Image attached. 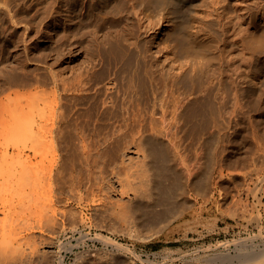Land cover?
Returning a JSON list of instances; mask_svg holds the SVG:
<instances>
[{"label":"rangeland","instance_id":"1","mask_svg":"<svg viewBox=\"0 0 264 264\" xmlns=\"http://www.w3.org/2000/svg\"><path fill=\"white\" fill-rule=\"evenodd\" d=\"M140 3L143 2L140 0ZM66 8V2L60 8L57 0H0V161L5 164L4 166L1 162V167L4 169L2 171V168H0V172L5 173V175L2 174L4 178L0 175V193L3 194H0V197L5 196V199L14 190L16 193H21L24 188L26 192L28 186L32 185L34 187V185H37L34 187L37 188L42 183V179H37L35 172L42 167L40 163L38 164V162H41L40 158H42L39 153L42 152L44 154L43 150L46 149L42 147L41 151L39 147L41 152L39 150V153L36 152L35 146H37V143L35 140H28V143L26 141L28 138L25 136L27 131L25 130L27 129L25 125H29L31 122L28 121L29 123H26L27 118L28 120L34 119L33 117H30L31 119L27 117L28 113L30 115L29 110L34 108L31 109L32 111L34 110L33 113L38 111V102L35 110V107H32L35 104L33 103L34 105L32 104L30 107L28 103L31 104V101L26 103V100L32 93L36 92L37 94L38 91L36 90H39L38 80H43V75L46 74L45 78H47L52 87L53 82L48 77H51V72L57 73L59 71L60 76L66 75L67 77L63 76L71 81L70 83H73L74 79H76V82L73 83L74 85L76 83V86H78L80 79H83L84 82L86 81V84L87 80H89L86 86L87 88L90 87V89L98 84V87L102 86V90L106 91L109 86L111 72H100L103 69H101L99 49L96 51L97 45L94 44V41H91L90 32L95 30L96 26L93 19L87 17L89 7L84 11L85 16L81 15L80 6L75 8L73 22L67 16ZM184 9L183 23L179 28H174L172 21L168 19L161 20L162 11L160 9L153 8L152 30L141 39V45L143 48L142 54L152 60L154 68L165 72V77L169 83H173L175 78L176 88L179 92L193 93L192 97H198L196 102H194V104L197 103L196 106L198 105L196 118H194V113V115L191 114L192 118L189 117V112L183 115L179 123L178 134L173 136L175 140H173L172 135H170L171 139H168L170 138L169 136H166V138L165 136H153L154 138L152 139V142L154 141L158 144L156 148L159 152L161 150H163L161 152L165 151L168 154L170 152L171 155H169L174 159L175 166L181 168L180 161H178L181 156L186 161L187 166L189 165L191 169L194 168L193 172L195 174H187L185 179L177 172L170 175L172 180L171 187H173L171 195H174L166 200L169 201V204L165 200H163L165 204L162 201H156L152 195L137 200L132 194H122L120 192L122 183L120 184L119 181L121 178L122 181L124 178L126 179V174L130 171L136 175L133 171L136 172L140 169L139 166L142 164L144 153L146 155L149 152L146 144L145 148L142 145L144 149L140 150L141 153L143 152L141 154L136 149L138 144L133 146L134 141H132V144L129 142L130 140L128 141L130 136L122 138L121 134L116 132V129L118 131V128H116L118 127L116 125L117 122L114 119L113 121L112 119L110 120L113 124L116 122L114 127L112 123L110 124L109 119H107L109 117H106V115V120L102 121L104 122L103 125L99 124L101 127L96 126L98 121L95 118H98L97 115L100 116L102 114L103 109H100V107L99 110L101 112H99L98 103L93 104V100L89 96L86 99L85 95L81 97V95L76 96L74 94V97L71 98L73 92H68L69 95L66 97L71 98L69 101L74 105L68 102V98L66 100L69 103V107L72 106L70 109L73 108L75 110L72 112L74 116H77L76 112H78L77 119L80 122H96L91 124L92 127L86 123V129L91 127L90 131L89 129L88 131L86 130V137L89 135L88 140H97L96 142L90 141L93 143L92 147L95 144V148H92L95 150L92 153L94 154L97 151L95 153L97 156L100 153L98 157L94 154V160L99 159L98 162L100 161L101 164L99 165L96 161L97 166L96 164L95 166L97 169L95 168V172H93L94 166L89 171L90 173L93 172V177H91L92 174H89L91 181H87L89 178L87 179L86 176L88 177L89 172L83 166L79 167L81 163L78 162L80 160L79 157L77 158L81 150L79 146L80 138L78 133H75L77 130L74 127H70L72 131L74 130L72 135H76L75 138L70 135V138L72 137L71 141L68 138L70 144L67 143L70 146L72 144V147L65 143L66 147H62V150L59 147L58 154L61 155V160L64 158V161L65 159L67 161L72 156V159L70 158L71 161L68 160L67 162L72 164L77 159L76 162L80 165L78 164L77 167L71 169L70 167L73 164L66 163L69 166L67 170H70L65 172L68 177L67 181H69V183L67 182L68 185H65L67 186V191H70L67 193L65 190L64 194L67 195L62 194V199L56 206L68 209L71 206L75 217L77 214L79 215L77 216L78 222L80 221V215L82 216V218L80 217L81 220L84 219V222L76 223L80 228V232L77 233L69 228L67 224L69 220L67 218H62V221L61 219L59 220L61 225L57 228V232L56 229L52 231L55 234L48 229L38 231L36 232L37 234L34 233L36 237L33 235L34 238L30 237L32 240L23 241L20 245L21 248H19V245L16 246L20 251L23 248V251L31 249V252L29 250V252L24 251L21 254L22 251L20 253L17 251V254L15 249L13 252L15 253L14 257L12 254L8 259L12 260L11 257H13V261L7 264H22L18 262L21 259L23 261L25 259L24 256L28 257L23 261V264L26 262V264H42L43 261H45L44 264H49V259L53 260L52 264H60L61 260L65 264H198V262L199 264H230L223 263L216 257L215 260H206L208 256H217L222 252L235 254L238 247H240L236 245L237 241L242 238H246L249 240L247 244H251L248 248H243L246 253L253 247L256 250L264 248V237H257L260 234L264 235V46L260 48L252 46L250 34L254 28L253 21H259L264 16V0H194L193 3L187 5ZM68 18L69 20H67ZM106 24L105 31L109 29L117 31L124 27L123 23H119L116 20L107 21ZM130 28L132 30L128 38L130 41H135L143 33L139 20H135V24ZM176 30L177 32H175ZM185 31H192L191 33L199 32L210 44L211 48L204 53L195 55L190 51L181 50V41H189ZM99 34L102 36L103 32ZM88 42L91 43L88 44ZM93 49H95V52ZM89 66H95L94 69L97 71L99 69L100 74L97 72L99 75L96 76L98 79L96 77L93 79L88 74L82 75L88 71L84 67L93 70ZM14 67H17V69ZM39 75L40 77H38ZM75 75L77 77L81 76L77 79ZM70 76L72 77L70 78ZM105 85L108 86L105 87ZM159 92L160 90H158ZM32 95L33 98H36L34 94ZM237 95L242 100L241 105L235 103V96ZM29 97L32 98V96ZM88 97L91 104L87 101ZM83 98L84 101L82 100ZM72 100H77V102ZM82 101L86 105H82ZM25 103L30 108L29 110L26 108ZM77 104L80 108L83 107L80 109ZM95 105L97 106L96 108ZM90 107H94L93 109H97L98 112H95V110L92 112L91 110L93 109ZM80 111L82 113L85 112V115ZM90 112L97 115L93 117L94 115L90 114ZM79 113L82 114H80V117L84 116L83 119L86 121L79 117ZM86 113L88 114L86 115ZM89 114L90 117L88 116ZM85 116L89 117V119L91 118V120ZM34 117L38 120V115ZM106 122H109L110 125H107ZM201 122H204V124ZM205 124L206 126L204 127ZM108 126H111L109 130L110 128L116 129L110 130L112 132L109 133L110 131L107 132L108 129L106 130ZM198 126L200 128H198L197 132L195 127L197 128ZM96 127L101 130L100 132L98 129L100 135L102 133L104 136L106 133L107 135L105 137L102 135L103 138H99V134L95 132L97 131ZM91 129H93V133ZM218 131L222 133V138L219 139V142L217 140ZM95 133L98 139L94 138ZM118 137L120 139L117 140ZM105 138L109 140L106 141L110 144L105 142ZM76 139H78L77 142ZM130 139L132 140V137ZM172 140L175 143L172 142L175 145L174 147H177L176 149L173 146H169L173 149L167 148L168 143L172 144L170 142ZM114 141L118 143H114ZM31 142L34 148L32 145L30 146ZM73 142L79 144L77 146L74 143L77 148L79 147V152ZM91 142L90 145H92ZM97 142L99 144H96ZM160 143L162 144L160 145ZM101 144L104 146L106 144L105 147L103 146L105 149ZM40 145L42 146L41 143ZM67 146L72 151L76 150V153L75 151L73 154L70 153L72 151L69 150L70 148L67 149ZM175 150H179L178 153ZM63 151L68 154V159L63 157L64 155L67 156ZM35 153L38 154L36 155L37 157ZM29 157H32L31 160ZM148 160L151 159L148 157ZM31 162L33 164L35 162V166ZM6 164L10 167L7 169L8 171L5 169L7 167ZM27 165L30 166L27 167ZM31 165L34 170H29L32 167ZM81 171H84V173L82 174ZM38 172L40 173L41 170ZM69 173L71 174L68 175ZM78 173V176L82 175L77 177ZM41 175L42 173L39 176L41 177ZM84 175L85 181L83 182L85 184L83 183L82 188L79 190L75 188L77 190L75 193L68 187L71 184L69 178L76 176L77 178H75L79 181L80 179L83 180L82 177ZM89 183L90 185H88ZM93 184L95 188H92ZM20 187L23 188L20 191L17 190L19 191L17 192L16 188ZM10 188L13 189V192H11ZM1 189L10 190L11 194L9 193L8 195L7 192L4 194L5 191L3 190L4 192L2 193ZM178 189L181 191L180 198L177 197ZM84 191L85 193L91 192V194H84ZM79 194L82 195V199H78ZM18 196L20 197V195ZM18 196L15 194L14 200L10 197L7 198H10L9 200L13 202L16 199L18 201ZM69 196H72L71 199ZM85 196H87V199H85ZM93 197L98 199V203H94ZM99 198H103V201L99 202ZM170 199L174 200L171 201ZM9 200L8 202H11ZM62 200H64V203ZM66 202H68V205ZM27 207L20 206L23 212L18 208L20 214L17 213V215H22L24 220L28 217L31 219L35 218L38 215L36 209L30 207V209H27ZM24 209H27V211H24ZM138 210L144 217L148 218L143 219L141 217L143 215L141 214L140 216ZM30 211H35L37 215L34 216L35 213H33L34 217H31ZM24 212L25 214L28 212L30 216L27 214V217V215L23 214ZM18 219L22 220L23 218L20 217ZM18 219L14 221L18 223ZM65 227H68V229L66 228L65 230ZM49 233H52L53 237ZM152 233H154L152 237H147ZM43 236H45V240H48L49 245L46 243L47 240L43 242V239H41L40 241ZM105 237L108 243L104 240ZM34 239L35 243L33 242ZM26 242L28 245L31 242L37 246L40 244L36 250L40 257L35 256V254L37 255L34 251L35 245L33 243L30 244V246L33 245L32 249V246L30 248V246L24 244ZM116 244L118 246L121 245V247L124 246L122 247L123 249L120 247L118 249ZM44 253L46 256L48 254L49 258H46ZM30 254L33 255L30 256ZM41 255H44L45 258ZM33 257H36V259ZM8 260L1 262L6 264Z\"/></svg>","mask_w":264,"mask_h":264},{"label":"bare ground","instance_id":"2","mask_svg":"<svg viewBox=\"0 0 264 264\" xmlns=\"http://www.w3.org/2000/svg\"><path fill=\"white\" fill-rule=\"evenodd\" d=\"M64 2H66V6H67V8H66L67 16L70 18V20L72 22H73V18H74L75 8L80 6L81 7V10H80L81 15L85 16L84 11H86L87 7H89V12L87 13V17H90L91 19H93V22H95V26H96V29L93 30L92 32H90L91 41H94L95 42L94 44L97 45L96 51L99 49L98 53H99L100 60H101L100 63L102 64L101 69H103V70H100V72L101 71H103V72L104 71L105 72L110 71L111 72L110 73L111 78L109 80V86L110 87L108 85H105V87L108 86V89L106 91H103L102 86L98 87V84H97V86H95V87L91 86L92 88L90 89V87H88L89 88L88 89L86 85H88L89 80H87V79H85L88 81L87 84L85 83L86 81L84 82L83 79H80L79 84L77 83L78 86H76V83H75V85L73 84L74 82H76V79H74L75 81L73 80L74 81L73 83H70L71 81H69L67 78H65V77H67L66 75L63 74L65 77L63 75L60 76V74L58 73L59 71L57 73L51 72L52 73V74L50 73L51 77L47 76L48 78H51V80L53 82L52 87L50 86V83L48 82L47 78H45L46 74L43 75V77L45 79L44 78H43V80H40L39 78H38L39 80L37 79L39 81L38 82L39 84L37 83V85H39L38 86L39 90H36V91H38L37 94H36V92L32 93V94H34V97H36V98H33V95L31 94L29 96H32V98H30L28 96L26 103L28 101H31V104L28 103V105L31 107V105L34 103L35 105L33 104L34 106H32V107H35V110L38 108L37 109L38 111H36L37 113H33L34 110L32 111L31 109H34V108L30 109L28 107V105L25 103L27 106L26 108L28 110L29 109L31 110V111L29 110L30 115L28 113L27 117H29V118L33 117L34 118L33 120H28V118H27L26 123H29L30 121L31 122L29 123V125H25V127L27 128V129H25V130H27L25 132V136H26V138H28L26 140L27 142H28V140L29 141L35 140V142L37 143V146H35L36 152H38V150H39V152H41L43 148L46 149V150H43L44 154H42V152L41 153L38 152L39 156L41 154V157H42V158H40L42 163L38 162V164L40 163V165L42 167H41V169H38L37 172H35L37 174V179H42L41 180L42 183H40L37 188H34L37 185H34V187L32 185L28 186L26 192L24 191L23 187H20L18 189L16 188V191L17 190L20 191L23 188L22 189L24 192L23 195H22L23 192L20 193L19 191H17L19 193H16L14 190V192H15L14 193L12 191L13 189L10 188L11 192H13L12 193L13 196H11L12 194H11L10 190L5 191L3 189L5 191L4 194H6V192L8 193V195H9V193L11 194L10 196H7V197L12 198V200H14L13 197L15 196V194H16V196L20 195V197L19 196L17 197V198H19L18 201L16 199V201H13V202H12V200H9L10 198L6 197V199L11 201V202H8V200H6L4 198L5 196L0 197V199H2L1 201H3L5 199V201H3V202L0 201V263L1 264L3 263L1 261L5 262L6 260H8L10 258V255L12 256V254H13V257H14L15 253L18 254L17 251H19V253L22 251L21 254H23L24 251L29 252V250H30V252H31V249L23 251V248H22L21 251L19 250V248H21L20 245L23 243V241L25 242V240H27V239L32 240V239H30V237L32 236V238H34L33 237V235H35L34 233H36L38 231H43V230L48 229V230H51V232H52L56 229V232H57V228L61 225L59 220L61 219V221H62L63 220L62 218H67L69 220L68 221L69 223H67V224L69 225V228H71L72 231H75L76 233L80 232V228L78 227V225L76 223H79L81 221H82V223L84 222L83 221L84 219L81 220L82 216L80 215L81 218L79 217L80 221L78 222L77 216H79V215L77 214L75 217L74 211L71 210L72 207L70 205H69L70 209L57 207L58 206L57 203L59 201H61V199H62L61 195L65 193V190L67 191V189H66L67 186L65 184L68 185L69 181H67L68 177L66 176L65 172H68L70 170V169L67 170V168L69 167L67 165L71 164V162L68 163L67 161L68 160L71 161V159H72L71 158L72 156L69 157V159H68V154H66L64 152L65 151L64 150L63 153H65L67 156H65L63 153L62 154L64 156L63 155L62 156L66 157L68 160L66 161V159H65V161H64V158H63V160H61L62 157H60L61 155L58 154V149H59V147H61V150H62L63 148L66 147L65 143L68 142V138H70V135H72V132H74V130L72 131V128H70V127H74V129L77 130V132H75V133H78V137L80 138V143H79L80 145L78 143H75V142H73V144L74 143L76 145L78 144L80 146V149H81V150L79 149L80 150V152H79L78 151L79 147L77 148L78 145L76 146L74 144V146H76L75 148H77V151L81 154V156H80V154L77 152L79 154V156H77V158L79 157V159H80L78 162L81 163V165L79 163H77L76 162L77 159H75V161L72 162L73 166L70 168L74 169V167H77L79 164L80 165L79 167L83 166V168L89 172L95 166L96 161L98 162L99 159L96 161L94 160V157L96 155L95 153L97 151H95V153H94L95 155L92 153V151L95 150V149L94 150L92 149V148H95V144H94V147H92L93 146L92 142H94L95 140L94 139L88 140L89 135H87V137H86V133H87L86 130L88 131V129H89V131H90V128L92 127L91 124H93L94 121L89 123V121L87 122L86 120H84L83 119L84 116L83 117H80V116L82 114H84L85 112L82 113L80 111L82 114L79 113V117L81 119H83L84 121H86V122H80L77 119V116H78L77 113L78 112H76L77 116H74V113H72V112L75 110H73V108L70 109V107H72V106L69 107V105H68L69 103L71 104V102L69 100L74 97V94L76 96L81 95V97L83 95H85L86 99H87V96L91 97V99L93 100V104L98 103V105H99L98 110L100 107H101L100 109H103L102 114H100V116H98L97 114L94 115V113H92V112L94 110L96 112L97 109H93L94 107L91 108L92 105H90L91 106L90 108L93 109V110H91L92 112H90V114L92 113V115H94L93 117H95L96 115L98 117V118H95V120L98 121V125L96 124V126L103 125L104 122H102V121H105L106 120L105 118L108 116L109 118H107V119H109L108 120L109 122L111 119H112V121L114 119L117 122V123L115 122L116 125H118V127H116V128H118V131L116 128H110V130L116 129V132H118V134H121L122 138L124 136L132 137V140L129 137L128 141L130 140L129 142L131 144H132V141H134L133 146L138 144V146L136 145L138 147L136 149H138L139 152H140V150L142 151V149H144L146 146H147V149L149 150V152L147 150L148 153H146V155L144 153L142 164L140 165L141 167L138 165L140 169L136 172L133 171L134 173H136V175L131 173L132 171H130V169H129L130 172L128 174H126L127 178L126 179L124 178L125 181L123 180L124 181L123 182L121 180L122 178L120 179V181H122V182L119 181L120 184L122 183L121 190H120V192H122V194H128V195L132 194L134 196V198H136L137 200H140V198L144 199V198H146V196L152 195V196H154V199H156V201H162L163 202V200L166 201L167 199L171 198L174 195V194L171 195L172 194L171 192L173 191L172 190L173 187H171V181L172 180H171L170 175L177 172L185 179L187 174H192V175L195 174V172H193L194 168L191 169V167L189 165L187 166L185 163L186 161L183 160L181 158V156L179 158L180 160L177 159L178 161H180L179 164H181V168H179L178 166H175V163L173 161L174 159L172 157H170V155H171L170 152H169L170 155L168 154V152H165V151H164L165 153L161 152L163 150H161L159 152L156 148V145H158V144L155 143L154 141L152 142V139L154 138L153 136H157V137L165 136V138H166V136L170 137V135H172V137H173L174 135H177L180 120L185 113L189 112L188 113V114H190L189 117H191V114L192 115L195 114L194 118H196L198 105L196 106L197 103L194 104V102H196L198 97L195 95H194L195 97H192L193 93L186 94L184 92H179L176 88V79L175 78L173 80V83H169L165 77V75H166L165 72L154 68L152 60H150L146 55L142 54L143 48L141 45V39H143L144 35L148 34V32L150 30H152V9L153 8L156 7L157 9H160L162 11L161 20L168 19V20L173 22L174 28H177V27L179 28L184 21V18H183L184 17V11H185L184 8L187 5L193 3L194 0H141V2H143V3H140V0H57V4L59 5L60 8L63 6ZM69 18L67 20H69ZM90 18H88V19H90ZM137 19L140 22V27H141L143 33H141L140 37L138 39H136L135 41H130V39L128 38V35L130 34V31L132 30L130 27L133 24H135V20H137ZM110 20H114V21L116 20L119 23L120 22L123 23L124 24L123 29L117 30V31L116 30L112 31L111 29H109V30L105 31V29H106L105 24L107 21H110ZM253 23H254V25H253L254 28L250 32L252 42L251 41L250 42H251L252 46H254L255 48L263 47L264 46V16L259 21L254 20ZM100 32H103L102 36L99 34ZM175 32H177V30ZM191 32L185 31V35L189 38V41L188 42L181 41V43H180V49L181 50L190 51L191 53H193L195 55V54L204 53L211 48L210 44L203 38L202 34H200L199 32L198 33H191ZM85 40H86V38H85ZM249 40H250V38H249ZM250 42H249V45L251 46ZM89 43H91V42H88V44ZM88 48H89V45H88ZM93 50L95 52V49H93ZM90 54H92V53L90 52ZM93 55H95V54H93ZM183 65H185V64H183ZM95 66H93V67L89 66V68H93V70L92 69L89 70L86 67H84L86 69V71L87 70L88 71H87V73L84 71L85 73L84 74L81 73V74L83 76L85 74H88V76L91 75L94 79V77H96L97 75L100 74L99 69H98V71L96 69H94ZM20 67H22V66H20ZM15 69H17V67ZM97 72L99 74H97ZM62 73H64V72H62ZM79 73H80V71H79ZM104 75H105V73H104ZM75 76L77 79H79V76H81V75H79L78 77H77V75H75ZM38 77H40V75ZM71 77L72 76H70V78ZM83 78H87V77H83ZM91 85H93V83H91ZM95 85H96V80H95ZM89 90H91L92 92ZM158 90H160L159 93H158ZM71 91L73 92V96L69 99L66 96L69 95L68 92H71ZM247 91H248V89H247ZM89 97H88L87 101L90 100ZM37 98H39V99H37ZM66 98H68L69 103H67ZM35 99H37V100H35ZM77 100H79V99H77ZM77 100L76 101L72 100V101L77 102ZM82 100L84 101V98ZM32 101H34V102H32ZM99 101H100V103H99ZM37 102H38V106L36 108ZM241 102H242V100L239 99L238 95L235 96V103L237 105H239ZM89 103L91 104V101H89ZM83 104L86 105V103H84V102L82 103V105ZM87 106H88V103H87ZM73 107H75V106H73ZM77 107L80 108L79 105ZM96 107L97 106L95 105V108ZM76 111H78V110H76ZM31 112L33 113V115H31L32 114ZM86 112H88V111H86ZM99 112H101V111L99 110ZM34 114L38 115V120L35 119ZM87 114L88 113H86V115ZM90 114L88 115L89 117H90ZM105 115H106V117H105ZM89 117L88 118L86 117V118L89 119ZM36 118H37V116H36ZM89 120H91V118ZM99 121H100V123H99ZM109 122L108 123L106 122V124L108 125ZM82 123H83V125H82ZM86 123L91 125V127L86 129V127H87ZM94 123H96V122H94ZM111 123L113 126L115 125V123L113 124V122H110V124ZM201 123L204 124V122H201ZM89 125H88V127H89ZM93 126H95V125H93ZM205 126H206V124L204 125V127ZM226 126H228V125H226ZM104 127H106V126H104ZM109 127H111V126H108V128H106V130L108 129L107 132L110 131ZM201 127L203 128L202 124H201ZM198 128H200V127L199 126L197 128L195 127V129H197V132H198ZM98 129L99 128L96 129L97 131H95V130L94 131L96 133H98ZM104 129H103V131H104ZM91 130H92L91 132L93 133V129H91ZM99 131L101 132L100 129H99ZM111 132L112 131H110L109 133H111ZM96 133L94 134V138L96 137V139H98ZM102 135H103V133L101 135L99 134V138L100 137L103 138L104 135L103 136ZM106 135H107V133L105 134V136ZM73 136H74V138L76 137V135H72V137ZM92 136H90V137H92ZM110 136H112V135L110 134ZM72 137L70 138V141L72 140ZM119 137L117 138V140L120 139ZM172 137H170L168 139H171ZM74 138H73V140H75ZM106 138H105V142L107 143L106 140H108V139H106ZM174 138L175 137H173V140H175ZM217 138H218L217 140L219 142V139L222 138L221 131H218ZM155 139H157V138H155ZM77 140L78 139H76V142H77ZM90 140H93V141L91 142ZM173 140L170 142L172 143ZM160 141H162V140H160ZM90 142L92 145H90ZM110 142L113 143L111 140H110ZM125 142H127V141L125 140ZM168 142H169V140H168ZM40 143L42 144V146L40 145ZM114 143H118V142L114 141ZM130 143H129V145H130ZM173 143L172 144L168 143L167 148H171L169 146L174 147L175 145H173ZM33 144H35V143L33 142ZM63 144H65V145H63ZM96 144H99V143L97 142ZM145 144H146V146H145ZM161 144L162 143H160V145ZM31 145H32V142L30 143V146ZM142 145H144V148H142L143 147ZM103 146L104 145H102V147ZM105 146H106V144H105ZM176 146H177V144H176ZM39 147L41 148V151H40ZM70 147H72V144ZM70 147L67 146V149ZM33 148H34V146H33ZM164 148H166V147H164ZM171 149H173V148H171ZM69 150L72 151L71 148ZM74 151L76 153V150H74ZM74 151H72L70 153L73 154ZM175 151H177V150H175ZM178 151H177V153H178ZM103 152H104V150H103ZM136 152H138V151L136 150ZM67 153H69V152H67ZM141 154H143V152ZM36 155H38V154L35 153V156ZM99 155H100V153H99ZM150 156H151V158H150ZM148 157L151 160H148ZM31 158L29 157L30 160H31ZM141 159H142V156H141ZM141 159H140V161H141ZM195 160H197V159H195ZM1 162L2 161H0V168H2L1 164L3 163V162L2 163ZM29 163H30V161H29ZM29 163H27V164H29ZM66 163H68V164H66ZM98 163H99V165L101 164L100 161ZM31 164L34 165L35 162H34V164H33V162H31ZM3 165L5 166L4 163H3ZM8 166L9 165H7V167ZM29 166L30 165H27V167H29ZM96 166H97V164H96ZM96 166L94 167L93 172H95V168L97 169ZM7 167L5 168L6 170L10 168V167H8V168ZM31 168H33V169H31ZM31 168L29 170H34L33 166ZM101 168H99V169H101ZM3 169L4 168H2V171H3ZM39 170H41L40 173L38 172ZM84 171L83 172L81 171L82 174L84 173ZM28 172H30V171H28ZM71 172H73V171L71 170ZM191 172H193V173H191ZM38 173H39V175L42 173L41 177L38 175ZM92 173L89 172L88 177L86 176L87 179L89 178L88 180L86 179L87 181H91L90 178L93 177ZM2 174H3V172L2 173L0 172L1 176L5 175V173L3 175ZM70 174L71 173H69L68 175H70ZM89 174H92V176L89 177L90 176ZM78 175H79V173L77 174V177L81 176V175L80 176H78ZM38 176H39V178H38ZM75 177L76 176H74V177L72 176V178H69L71 184H69L68 187L71 188V190L75 191V193H76L77 190H75V188H77L79 190L82 188V184L83 183L85 184V182H83V181H85V178H84L85 175L82 177L83 180H81V179L79 180V178H78L79 181H77V179H76L77 177L76 178ZM94 177H95V175H94ZM3 178H4V176H3ZM175 178H177V177H175ZM92 182H95V181H92ZM94 184H93L92 188L94 187ZM88 185H90V183ZM176 185H177V182H176ZM174 187H175V185H174ZM87 189H90V188H87ZM3 190H2V193L4 192ZM83 190H85V189H83ZM90 190H92V189H90ZM69 191H67V193ZM174 191H175V188H174ZM88 193L91 194V192L85 193V191H84V194H88ZM175 194H176V192H175ZM177 194H178L177 197L180 198L181 197V191L179 190V193L177 192ZM1 195H3V194H1ZM70 195H72V194H70ZM120 195H121V193H120ZM69 197H67V198H69ZM71 197H70V199H71ZM74 197H76V196H74ZM86 197L87 196H85V199H87ZM77 198H78V196H77ZM80 198L82 199V195L79 194L78 199H80ZM99 199H100L99 202H101V200L103 198L102 199L99 198ZM64 200H62V202ZM173 200H171V201H173ZM65 201H67V200H65ZM93 201H94V203H98V199H96V198H94ZM166 202H167V204H169L168 203L169 201H166ZM67 203L68 202H66V204ZM163 203L165 204V202H163ZM101 204H103V203H101ZM20 206L21 207H25V206L27 207L28 206L27 209L35 208L38 215L36 214L35 211H33V212L30 211L32 214L31 217H34L37 215L35 218L31 219L30 217H28L29 211L27 212L28 215L25 214V212H24L23 214L27 215V217H28L27 218L25 216V218H27V219L24 220V217L22 215L21 216L17 215V213L20 214V210H21V212H23V210H22V208H20ZM99 206H101V205L99 204ZM27 209L26 210L24 209V211H27ZM137 209H140V208H137ZM33 213H35V215ZM138 213L141 216L142 213H140L139 210H138ZM144 214H148V213H144ZM18 216L22 217L23 218L22 220H24V221H22L21 219L19 220L18 218H20V217H18ZM141 217L143 219L148 218V217H144V215ZM17 219L19 220V222H22V223H19L18 221H17L18 223H16L15 221ZM61 223H63V222H61ZM63 227H64V225H63ZM66 228L68 229V227H65V230H66ZM52 233L55 234L54 232H52ZM40 234H41V232H40ZM42 234H43V232H42ZM51 234L49 233V235H51ZM83 234H85V233H83ZM83 234H81V235H83ZM45 235H47V234H45ZM153 235H154V233L149 234L147 237H152ZM37 236H39V235H37ZM262 236L264 237L263 234H260V236H257V237L262 238ZM35 237H36V235H35ZM100 238H103V237H100ZM41 239H43V242H44L45 236L41 237L40 241H41ZM52 239H55V238H52ZM37 240L39 241V239H37ZM49 240L52 241L51 239H49ZM104 240H106V237L104 238ZM34 241H35V239L33 240V242ZM50 241H49V243H50ZM247 241H249V240H247L246 238L245 239L242 238L241 240L237 241V244H236V242H234L236 245L240 246V247H238L237 252L235 254H233L231 252H222V253H219L217 256H215V255L208 256L207 257L208 259L206 261H210L211 259L215 260L216 258H218L223 263L225 262V263H230V264H243V263L244 264L245 263H247V264L248 263L249 264H264V248L256 250V249H253L254 248L253 247V248H251L250 251L245 249L248 251V253H246L243 248H248L249 245H251V244H247ZM33 242H31V243H33ZM113 242H115V241H113ZM34 243H33V245H35ZM46 243H47V245H49L48 240L46 241ZM107 243H108V241H107ZM24 244L26 245L27 242ZM30 244L29 245L27 244V245L30 246ZM110 244H112V243L110 242ZM252 244H254V243L252 242ZM18 245H19V248H16V246H18ZM33 245H31L32 249H33ZM41 245H42V243H41ZM52 245H53V243H52ZM116 245H115V247H116ZM263 245H264V243H263ZM31 246H30V248H31ZM38 246L35 245V247H34L35 252H36ZM119 247L122 248L124 246L121 247V245H119L117 248L119 249ZM235 248H237V247L235 246ZM242 249L244 252L242 251ZM14 250L16 251L15 253H13ZM38 250H39V248H38ZM42 251H45V250H42ZM49 251H51V250H49ZM131 251H129V252H131ZM21 254H19V255H21ZM27 254L29 255V253H27ZM19 255H17V256L19 257ZM32 255L30 254V256H32ZM44 255H45V253H44ZM44 255H41V256L44 257ZM53 255H54V253H53ZM35 256L40 257V255L38 253H37V255L35 254ZM49 256H51V255H49ZM13 257H11L12 260L11 259L8 260L6 262V264L8 262L13 261V259H14ZM18 257H17V260H18ZM24 257L26 259V257H28V256H24ZM24 257H21V258H24ZM45 257L47 258L48 254H47V256L45 255ZM135 257L139 258L138 256H135ZM44 258H43V260H45ZM34 259H36V257ZM139 260H142V259L139 258ZM21 261H22V259L18 263L23 264V261L22 262ZM48 261H50L49 264H52L53 260L51 261L49 259ZM32 262H34V261L32 260ZM44 262L45 261H43L42 264H44ZM237 262H239V263H237ZM260 262H262V263H260ZM14 263H15V261H14ZM60 264H65V263H63V261L61 260ZM190 264H192V263H190ZM198 264H199V262H198Z\"/></svg>","mask_w":264,"mask_h":264}]
</instances>
